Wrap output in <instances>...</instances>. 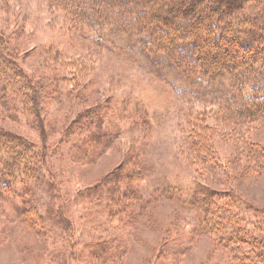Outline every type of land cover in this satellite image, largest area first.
<instances>
[{"label": "rangeland", "instance_id": "374dc122", "mask_svg": "<svg viewBox=\"0 0 264 264\" xmlns=\"http://www.w3.org/2000/svg\"><path fill=\"white\" fill-rule=\"evenodd\" d=\"M119 23L96 43L54 0H0V31L33 96L0 100V128L31 143L41 165L30 192L0 182V264H237L200 231V193L236 195L249 220L264 210V177L243 159L242 143L264 146V126L221 130L215 105L179 95L121 47ZM93 108L101 124L66 132ZM200 123L216 127L201 138L219 165L210 173L187 144ZM101 129L110 146L91 164L78 161ZM129 170L120 192L108 184Z\"/></svg>", "mask_w": 264, "mask_h": 264}, {"label": "trees", "instance_id": "16d2710c", "mask_svg": "<svg viewBox=\"0 0 264 264\" xmlns=\"http://www.w3.org/2000/svg\"><path fill=\"white\" fill-rule=\"evenodd\" d=\"M54 3L76 24L75 28L91 32L96 43L104 41L105 31L119 19L118 30L126 39L121 47L137 56L138 62L155 72L158 79L173 85L179 95L215 105L221 130L230 125L264 126V0H54ZM170 68L178 72L181 83L166 78V70ZM27 79L0 31V100L14 103L17 98L31 99ZM101 117L95 108L89 109L80 113L66 132L89 129L95 122L101 124ZM207 129L212 133L216 127L200 123L186 133L190 150L210 173L219 165L212 147L201 141ZM108 137L109 133L102 129L89 137L94 144L89 143L78 161L83 164L96 161L110 146ZM242 143L243 159L255 174L264 177V146L251 141ZM53 153L48 151L45 157ZM37 163L31 143L0 128L1 183L20 182L24 192H30L41 181V165ZM132 178L130 170L121 171L114 177L110 174L107 182L114 183L120 192ZM128 190L129 187L122 194L129 195ZM200 195L203 210L200 231L212 235L237 264H264V210L249 220L242 214L236 195L208 189ZM128 206L126 203L125 207Z\"/></svg>", "mask_w": 264, "mask_h": 264}]
</instances>
